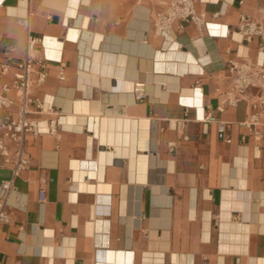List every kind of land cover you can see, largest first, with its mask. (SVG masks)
<instances>
[{"label":"crops","instance_id":"crops-1","mask_svg":"<svg viewBox=\"0 0 264 264\" xmlns=\"http://www.w3.org/2000/svg\"><path fill=\"white\" fill-rule=\"evenodd\" d=\"M163 1L0 0V63L10 44L24 56L29 17L48 71L39 94L54 105L30 118L59 120L24 137L30 162L7 195L0 264H264L262 92L230 102L224 69L264 63L259 37L236 31L245 14L264 23V0H195L212 22L202 35L181 22L157 34ZM10 178L3 164L0 183Z\"/></svg>","mask_w":264,"mask_h":264},{"label":"built area","instance_id":"built-area-1","mask_svg":"<svg viewBox=\"0 0 264 264\" xmlns=\"http://www.w3.org/2000/svg\"><path fill=\"white\" fill-rule=\"evenodd\" d=\"M243 2V1H242ZM241 2V3H242ZM26 28V45L23 57H16L13 53L15 45L10 44L6 51L5 61L0 63V167L3 164H12V178L2 180L0 189V225L9 220L7 210V195L14 188V180L20 172L29 166V157L24 150V137L27 133L39 135L44 132H56L59 120L51 118L48 126L43 129L40 122L30 118L32 112L48 114L53 111V102H48L46 96L39 94L40 89L46 83L48 71L46 61L43 58L34 56L38 46L42 44L43 38L30 33L29 17L19 19ZM176 22L192 24L199 34L209 33L212 22L208 21L206 14L198 12L195 0H164L162 9L156 14L154 20L155 31L159 35L169 34ZM236 31L241 35L242 41H252L259 37L257 49L264 55V23L247 14L240 16ZM221 35L227 36L231 33L228 26L224 27ZM13 69V76L10 82H3L1 78L9 74ZM232 78V87L227 92L230 102L247 95L251 88L262 92L259 103L264 105V63H254L248 58L240 60L231 59L224 68ZM12 93L15 95L12 96ZM133 94L137 101L143 102L146 99L145 84L135 82ZM15 102H18V109L11 112ZM255 107V104H253ZM259 122L258 114H251L245 122L247 126H253ZM220 138L230 142L227 134V124L220 123L218 126ZM14 141L17 148L14 152L8 147L7 142ZM45 190L40 191V202L45 201ZM23 264V263H20Z\"/></svg>","mask_w":264,"mask_h":264}]
</instances>
